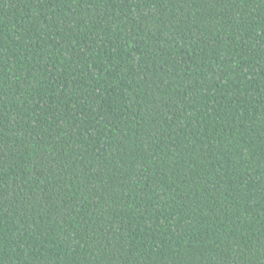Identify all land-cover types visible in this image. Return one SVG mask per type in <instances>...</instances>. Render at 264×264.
<instances>
[{
  "label": "trees",
  "instance_id": "obj_1",
  "mask_svg": "<svg viewBox=\"0 0 264 264\" xmlns=\"http://www.w3.org/2000/svg\"><path fill=\"white\" fill-rule=\"evenodd\" d=\"M0 264H264V0H0Z\"/></svg>",
  "mask_w": 264,
  "mask_h": 264
}]
</instances>
